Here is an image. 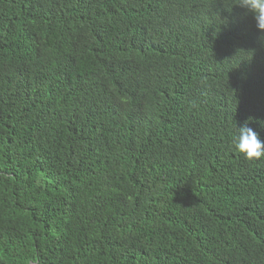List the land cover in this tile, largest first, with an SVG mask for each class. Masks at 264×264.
Instances as JSON below:
<instances>
[{
    "label": "trees",
    "instance_id": "16d2710c",
    "mask_svg": "<svg viewBox=\"0 0 264 264\" xmlns=\"http://www.w3.org/2000/svg\"><path fill=\"white\" fill-rule=\"evenodd\" d=\"M259 36L230 0H0V264H264Z\"/></svg>",
    "mask_w": 264,
    "mask_h": 264
},
{
    "label": "clouds",
    "instance_id": "9594fccd",
    "mask_svg": "<svg viewBox=\"0 0 264 264\" xmlns=\"http://www.w3.org/2000/svg\"><path fill=\"white\" fill-rule=\"evenodd\" d=\"M231 7L239 6L246 14H251L260 30L259 40L264 42V0H230ZM251 119V118H249ZM264 126V121L260 122ZM235 149L251 160L264 158V139L260 133L248 126L247 122L232 137Z\"/></svg>",
    "mask_w": 264,
    "mask_h": 264
}]
</instances>
